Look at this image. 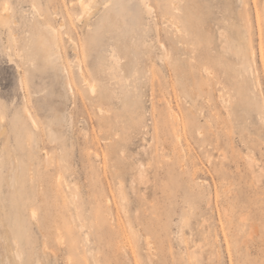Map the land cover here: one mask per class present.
Here are the masks:
<instances>
[{
	"label": "rangeland",
	"instance_id": "1",
	"mask_svg": "<svg viewBox=\"0 0 264 264\" xmlns=\"http://www.w3.org/2000/svg\"><path fill=\"white\" fill-rule=\"evenodd\" d=\"M147 1L0 0V264H264V0Z\"/></svg>",
	"mask_w": 264,
	"mask_h": 264
},
{
	"label": "bare ground",
	"instance_id": "2",
	"mask_svg": "<svg viewBox=\"0 0 264 264\" xmlns=\"http://www.w3.org/2000/svg\"><path fill=\"white\" fill-rule=\"evenodd\" d=\"M146 1L147 0H145V2H144V7H145V9H146V11L147 12H150L151 11V7L146 3ZM148 2V1H147ZM94 4H96V0H90V2L88 3V5H87V8H86V10H87V12L88 11H90L91 9H92V7H93V5ZM33 8L35 9V10H37V6H36V4H33ZM153 11H151L150 13H152ZM150 15V14H149ZM3 18L5 17V18H7L8 16H2ZM43 23H44V26H45V28L47 29V31L51 34V36H52V43H53V48H55V51H56V53L58 54V56L61 58L62 57V51H61V48H60V45H59V43H58V38H59V28H57L55 25H54V23H52L50 20H48L47 18H44V21H43ZM63 23V22H62ZM59 25H61L60 23H59ZM62 25H64V23L62 24ZM64 27V26H63ZM157 30H159L160 31V28L159 29H157ZM159 33V32H158ZM162 47H163V49L166 51L167 50V48H166V46H164L163 44H162ZM167 57H168V59H169V61L172 63L173 62V59H174V57L173 56H171L169 53H167ZM64 69H65V72H66V77H67V79H68V82H69V72H68V69H67V67L65 66V64H64ZM69 84H70V82H69ZM93 87V85L91 86V88ZM71 90V89H70ZM93 91V90H92ZM72 92V91H71ZM25 114H26V117L27 118H29V119H32V121H34V118H33V116H32V113H31V111L28 109V108H25ZM68 120H71V119H69L68 118ZM46 129H47V133H48V136L50 137V138H55L56 136H57V132H56V130L54 129V127H53V125L52 124H48L47 126H46ZM11 178V180H12V177H10ZM42 249H43V252L45 253V254H54L51 250H50V248H49V246H48V244H47V242H46V240L44 239L43 240V244H42ZM50 250V251H49ZM97 261V260H96ZM8 264V263H7Z\"/></svg>",
	"mask_w": 264,
	"mask_h": 264
}]
</instances>
